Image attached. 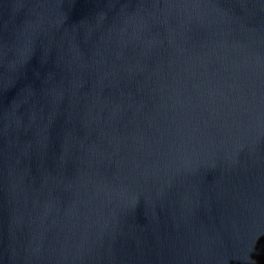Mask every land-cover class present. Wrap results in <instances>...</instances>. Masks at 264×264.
Returning <instances> with one entry per match:
<instances>
[{
  "label": "water",
  "instance_id": "water-1",
  "mask_svg": "<svg viewBox=\"0 0 264 264\" xmlns=\"http://www.w3.org/2000/svg\"><path fill=\"white\" fill-rule=\"evenodd\" d=\"M0 264H264V0H0Z\"/></svg>",
  "mask_w": 264,
  "mask_h": 264
}]
</instances>
